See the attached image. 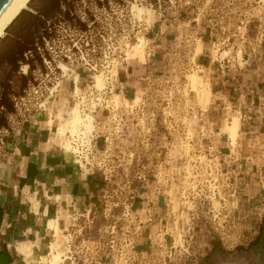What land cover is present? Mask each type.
Segmentation results:
<instances>
[{"label":"rangeland","instance_id":"obj_1","mask_svg":"<svg viewBox=\"0 0 264 264\" xmlns=\"http://www.w3.org/2000/svg\"><path fill=\"white\" fill-rule=\"evenodd\" d=\"M70 1L86 32L59 17L48 21L52 62L27 83L22 96L29 97L0 132L1 179L23 132L39 129L64 153V135H73L58 131L66 113L77 109L84 119L101 96L93 116V164H101L88 172L74 163L99 189L87 211L65 214L55 251L66 259L59 264H202L216 244L208 264H264V229L260 244L249 248L264 217V136L251 137L240 112L226 110L218 119L212 68L202 67L264 78V0ZM41 3L31 2L8 28L0 53ZM140 40L144 47L136 50ZM191 75L201 88L190 85ZM11 86L18 90L16 76ZM49 246L32 260L22 254L19 264L48 263Z\"/></svg>","mask_w":264,"mask_h":264},{"label":"crops","instance_id":"obj_2","mask_svg":"<svg viewBox=\"0 0 264 264\" xmlns=\"http://www.w3.org/2000/svg\"><path fill=\"white\" fill-rule=\"evenodd\" d=\"M202 67L212 68V110L218 119L226 110L240 112L247 117V133L253 137L260 131L264 136V78H234L221 75L216 65ZM20 140L10 159L13 164L3 165L0 179V264H19L23 257L19 249L32 250L34 257L44 254L49 245V252L51 245L57 249L65 214L87 211L99 189L94 177L84 178L70 157L53 147L39 129L29 128ZM50 224L57 227L56 233Z\"/></svg>","mask_w":264,"mask_h":264},{"label":"trees","instance_id":"obj_3","mask_svg":"<svg viewBox=\"0 0 264 264\" xmlns=\"http://www.w3.org/2000/svg\"><path fill=\"white\" fill-rule=\"evenodd\" d=\"M94 1L95 4L101 6L98 0ZM70 3V0H42L40 6L33 10V14L26 15V19L14 33L13 39L10 40V45L6 46L0 53V70L5 71L3 78L0 79L1 132H7L9 130L8 118L15 114L12 98L20 97L24 94L27 83L37 80L35 77L36 73L41 76L46 75L43 59L51 63V56L46 46L50 44L54 38L51 28L52 25L50 26L48 21L51 20L52 22V19L59 17L58 23L63 22L77 27L82 33L86 32V25L80 22L79 16H76L75 12H72ZM44 11H47V13H44ZM18 19L14 23H16ZM12 44L19 45L20 51L17 52L13 50L11 48ZM22 66L27 67V73L25 75L20 74ZM15 76L19 81L18 90H15L11 86L12 78ZM263 229L264 217L261 221L258 236L249 246L250 249L260 244L263 237ZM217 245L218 244L214 245L212 250L203 258L202 264H208L207 262L210 261L212 253H215Z\"/></svg>","mask_w":264,"mask_h":264},{"label":"bare ground","instance_id":"obj_4","mask_svg":"<svg viewBox=\"0 0 264 264\" xmlns=\"http://www.w3.org/2000/svg\"><path fill=\"white\" fill-rule=\"evenodd\" d=\"M32 1L33 0H10V2L7 4V6L4 8V10L0 13V40H2L4 38L5 33L8 30V28L18 19V17L24 11H29V5ZM132 9L137 11L139 14L141 13V10L138 9L136 6H134ZM143 47H144V41L140 40L138 46L135 49L136 50L137 49L142 50ZM60 69L63 71V73L66 72V69L64 66H60ZM21 71L23 74H26L27 73V67L23 66ZM94 78H95L94 79L95 89H98V90L103 89V87L105 86V83H103L102 75H96V76H94ZM105 82H107V80H105ZM188 82L190 83V85L193 88H198V87L201 88L202 87L200 78L197 75L189 76ZM103 91H101V92H103ZM89 103H92L91 109H94L95 108L94 102L92 101ZM82 104H83V102H82ZM80 107H81V105H80ZM92 111L93 110H90V113H83L82 118L86 116L84 119H81L78 116V110L77 109L70 112V113H66L68 118L65 119L62 127L60 129H58L59 134L62 135L65 132H68L70 134H74L76 127L81 125L84 127V130L82 127H79V128L82 129L81 130L82 135L87 139L92 132V125H93V130H94V117L91 114ZM92 118H93V124H92ZM66 135H64L65 143L67 142V140H65ZM68 144L63 145L64 154L67 153L66 155H68L70 157V160L73 163H75V159L73 157L74 152L72 151V149L70 148V146ZM56 232L57 231H55V233ZM18 252L23 253L25 255L26 259H30V260L34 259V256L32 254V250L24 251V250L19 249ZM48 256H49V261H48V263H45V264H59L66 259V257L60 255L58 252L55 251V248L53 245H51V247H50V252H49ZM39 260L44 261V258L39 257Z\"/></svg>","mask_w":264,"mask_h":264},{"label":"built area","instance_id":"obj_5","mask_svg":"<svg viewBox=\"0 0 264 264\" xmlns=\"http://www.w3.org/2000/svg\"><path fill=\"white\" fill-rule=\"evenodd\" d=\"M100 3H102V0H99ZM94 18V16H93ZM95 19V18H94ZM81 23H85L83 18H79ZM93 22L90 23V25H92ZM88 27V26H87ZM73 48L75 47L74 45L72 46ZM52 62V59H51ZM43 64L45 66V69H48V65H50V62H47L45 59H43ZM33 90H35V86L32 87ZM26 92V91H25ZM24 92V94H25ZM29 96H20V97H13L12 98V102H13V106L15 109V114L12 116H9L8 121L9 123L11 122V119L16 117L18 115L19 109H18V105H21L24 103V101L28 98ZM40 98H43V96H40ZM95 104V108L91 109V104H89V110L87 111V113H90V110L92 111V115L94 116V114H96V110L97 108L102 104L101 103V96H96L94 100H92ZM95 128H96V123L94 120V130L91 132V134L89 135V137L86 139L81 132V128H79L77 130L76 133H74L73 135H69L67 134L65 136V140H67V143H69L70 148L72 149V151L74 152V159H75V164L78 165L79 168H82L81 166H83V168H85L88 172L89 170L92 169V167L94 165H98L101 163H97V164H93L94 163V158H95V154L97 153L96 151V146H95V139H96V132H95ZM217 193V192H215Z\"/></svg>","mask_w":264,"mask_h":264},{"label":"water","instance_id":"obj_6","mask_svg":"<svg viewBox=\"0 0 264 264\" xmlns=\"http://www.w3.org/2000/svg\"><path fill=\"white\" fill-rule=\"evenodd\" d=\"M10 0H0V13L4 10Z\"/></svg>","mask_w":264,"mask_h":264}]
</instances>
